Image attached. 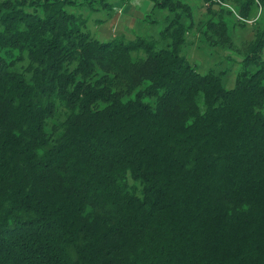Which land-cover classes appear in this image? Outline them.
Masks as SVG:
<instances>
[{
  "label": "trees",
  "instance_id": "16d2710c",
  "mask_svg": "<svg viewBox=\"0 0 264 264\" xmlns=\"http://www.w3.org/2000/svg\"><path fill=\"white\" fill-rule=\"evenodd\" d=\"M112 1L0 2V264H264V29L226 89L178 18L93 37Z\"/></svg>",
  "mask_w": 264,
  "mask_h": 264
},
{
  "label": "rangeland",
  "instance_id": "374dc122",
  "mask_svg": "<svg viewBox=\"0 0 264 264\" xmlns=\"http://www.w3.org/2000/svg\"><path fill=\"white\" fill-rule=\"evenodd\" d=\"M90 1L81 0L82 3ZM112 3L114 10L111 14L104 10L91 13L85 6L73 9L82 15L84 28L100 41L109 40L114 35L123 36L125 40L140 36L162 45L164 42L160 35L163 30L177 18L182 23L186 22L181 55L201 74H220L226 89L234 86L241 61L254 40L255 30L264 29V14H261L259 6L248 11L246 21L250 23L240 25L242 15L238 13L235 0H113ZM207 8L215 14L208 13ZM222 9L230 11L231 15L226 11L223 14ZM208 18L212 19L213 26L207 27ZM222 20L227 30L224 33L223 26L220 30L219 24ZM261 56L264 58V46Z\"/></svg>",
  "mask_w": 264,
  "mask_h": 264
},
{
  "label": "built area",
  "instance_id": "2783aa9c",
  "mask_svg": "<svg viewBox=\"0 0 264 264\" xmlns=\"http://www.w3.org/2000/svg\"><path fill=\"white\" fill-rule=\"evenodd\" d=\"M250 23V22H249Z\"/></svg>",
  "mask_w": 264,
  "mask_h": 264
}]
</instances>
